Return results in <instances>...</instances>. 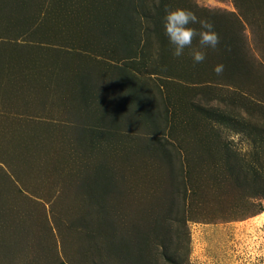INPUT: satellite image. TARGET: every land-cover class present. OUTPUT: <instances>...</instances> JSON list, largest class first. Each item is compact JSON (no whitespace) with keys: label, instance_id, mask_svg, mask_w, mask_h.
I'll return each instance as SVG.
<instances>
[{"label":"rangeland","instance_id":"1","mask_svg":"<svg viewBox=\"0 0 264 264\" xmlns=\"http://www.w3.org/2000/svg\"><path fill=\"white\" fill-rule=\"evenodd\" d=\"M0 264H264V0H0Z\"/></svg>","mask_w":264,"mask_h":264},{"label":"clouds","instance_id":"2","mask_svg":"<svg viewBox=\"0 0 264 264\" xmlns=\"http://www.w3.org/2000/svg\"><path fill=\"white\" fill-rule=\"evenodd\" d=\"M197 24L200 25V30L193 27ZM162 26L171 45V53L176 58L181 57L184 50L190 48L193 40L198 38L200 49H193L191 55L195 63H203L206 58L203 49L215 50L220 43V37L215 32L213 24L208 20L200 19L190 9L166 8ZM213 71L219 76L223 73L224 66L218 64L214 66Z\"/></svg>","mask_w":264,"mask_h":264}]
</instances>
